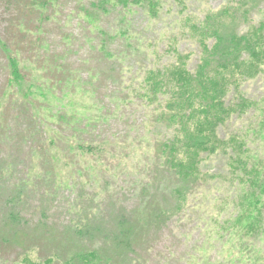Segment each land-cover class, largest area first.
<instances>
[{"label":"rangeland","instance_id":"374dc122","mask_svg":"<svg viewBox=\"0 0 264 264\" xmlns=\"http://www.w3.org/2000/svg\"><path fill=\"white\" fill-rule=\"evenodd\" d=\"M239 1L156 0L152 8L118 6L110 15L89 19L82 9H89L87 0H0V50L6 44L29 75L25 85L47 146L43 154L37 142H25L20 158L14 157L19 161L10 169L11 182L38 186L45 174L53 179L51 190L41 189L43 196L32 199L45 216L40 207L21 211L27 225L0 251V264H67L54 245L31 239L39 225L63 231L68 224L83 225L92 213L106 219L109 208L116 213L138 204L139 187L152 182L149 172L156 168L155 143L172 132L159 120L167 96L154 97L147 74L168 75L177 60L194 71L204 37L196 34V24L208 13L235 20L240 32L264 29V0H256L247 16L241 13L244 4L237 8ZM120 28L128 36L116 33ZM203 40L209 47L214 41ZM104 47L111 56L105 58ZM7 68L2 52L0 84ZM237 83L246 102L217 134L229 147L241 142L236 153L250 172L231 173L241 162H232L229 147L204 152L202 178L181 211L130 254L129 264H264V62ZM0 96L1 133L3 111L8 123L14 119ZM227 101L236 102L232 88ZM7 140L1 139L0 156L14 152Z\"/></svg>","mask_w":264,"mask_h":264},{"label":"trees","instance_id":"16d2710c","mask_svg":"<svg viewBox=\"0 0 264 264\" xmlns=\"http://www.w3.org/2000/svg\"><path fill=\"white\" fill-rule=\"evenodd\" d=\"M87 1L92 10L82 9L89 19L110 15L118 6L124 9L134 4L144 6L146 3L150 8L156 5V0ZM41 2L44 4L46 0ZM247 3L250 4L246 5ZM242 4L244 7L241 13L247 16L248 9L255 7L257 1L240 0L237 8L240 9ZM221 16V13L211 12L196 24V34L204 37L199 41L202 50L194 71L187 70L183 62L177 60L168 75L161 71L147 74L148 83L151 84L148 85L149 91L154 97L158 93L167 96L159 120H166L167 128H172V132L169 137L158 139L155 143L156 168L149 172L152 182L146 181L139 187L138 204L131 210L119 209L116 213L109 208L106 219H98L92 213L86 216L83 225L68 224L58 233L43 223L36 229L40 232L34 233V238L31 239H37L39 244L51 246V249L54 245L55 254L67 264H129L130 254L136 248H142V244L147 246L151 235H155L168 219L181 211L188 195L202 178L199 165L203 153L210 154L219 148L229 147L217 132L235 114L236 107H241L246 102L237 88V82L256 74L257 63L264 62V29L240 32L235 20L224 21ZM122 24L123 18L120 17L119 25ZM118 32L122 37L128 36L126 29L120 28L116 31ZM210 36L214 41L209 47L203 39ZM2 52L8 68L0 84V92L4 94L3 103L6 102L5 105L13 115L14 125L8 123V117L3 111L5 124L1 127L0 143L3 137L2 142H8V138L9 149L14 152L11 151L9 156H0V232L5 233L0 234V251L10 246L21 226L26 227L27 220L21 222V211L25 213L31 208L40 207V213L45 216L44 207H34L32 199L43 196L41 189L51 190L53 186V179L47 177V174L40 179L38 186L26 183L15 185L11 182L10 169L16 168V161L19 160L15 161L14 157L20 158L18 156L22 145L25 142H37L43 154L47 153V146L42 142L45 141L44 128H37V113L30 101L28 86L25 85L29 75L21 70L17 58L8 51L6 44H2L0 53ZM111 55L104 47L105 58ZM15 88L21 94L16 98L14 96L18 92L16 93ZM230 88L236 98L233 105L227 101ZM22 124L27 127H22ZM48 140L53 142L51 137ZM240 144L241 142H235L233 146L232 142L229 147L233 151L232 162H241L236 168L232 165L231 173L235 174L240 169L247 175L250 172L245 166L247 160L244 161L236 153L242 151L243 146ZM81 146L79 145L80 148ZM83 150L86 151L84 147ZM46 160L50 162L49 159ZM262 185L264 189V183ZM249 213L252 217L256 216L250 211ZM240 220L239 218L238 221ZM30 233L32 231L26 235Z\"/></svg>","mask_w":264,"mask_h":264}]
</instances>
